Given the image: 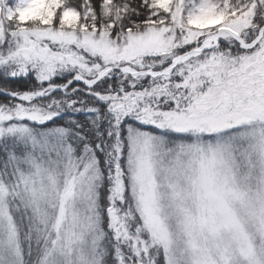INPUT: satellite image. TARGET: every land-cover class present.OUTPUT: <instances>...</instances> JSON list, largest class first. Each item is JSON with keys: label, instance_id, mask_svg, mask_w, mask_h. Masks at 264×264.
Returning <instances> with one entry per match:
<instances>
[{"label": "snow or ice", "instance_id": "6c2138e0", "mask_svg": "<svg viewBox=\"0 0 264 264\" xmlns=\"http://www.w3.org/2000/svg\"><path fill=\"white\" fill-rule=\"evenodd\" d=\"M0 264H264V0H0Z\"/></svg>", "mask_w": 264, "mask_h": 264}, {"label": "trees", "instance_id": "16d2710c", "mask_svg": "<svg viewBox=\"0 0 264 264\" xmlns=\"http://www.w3.org/2000/svg\"><path fill=\"white\" fill-rule=\"evenodd\" d=\"M14 87H24V85L23 84H18V85H13Z\"/></svg>", "mask_w": 264, "mask_h": 264}]
</instances>
